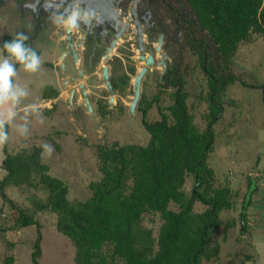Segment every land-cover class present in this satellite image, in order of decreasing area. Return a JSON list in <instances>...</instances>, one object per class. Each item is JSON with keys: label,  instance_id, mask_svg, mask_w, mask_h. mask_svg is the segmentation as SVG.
I'll list each match as a JSON object with an SVG mask.
<instances>
[{"label": "rangeland", "instance_id": "obj_1", "mask_svg": "<svg viewBox=\"0 0 264 264\" xmlns=\"http://www.w3.org/2000/svg\"><path fill=\"white\" fill-rule=\"evenodd\" d=\"M234 56L244 65L253 67L259 73L256 75L264 81V35L252 32L248 41L238 45ZM65 61L70 68V58ZM116 66L120 65L116 64L113 70H122ZM101 70L99 64L95 70L97 74L88 73V79L83 80L94 92L96 108L99 107L104 114H91L85 104L69 103L64 97L53 108L39 106L40 112L26 113L25 108L17 111L16 121L7 129L8 153L15 156L32 154L41 148V162L48 166V174L66 183L68 198L74 204L90 199L93 195L91 184L102 179V150L127 145L147 146L152 138L144 125L142 112L129 115L133 97L129 91L116 93L115 103L121 104L109 107L110 95L105 91ZM195 77L196 88L188 99V106L194 122L205 131L214 119L209 108L208 79L199 67ZM30 78V84L23 86L29 88L32 85L34 89L31 86L30 97L23 98L19 107L40 102L44 90V94L53 90L50 86L42 89V85L53 81L55 74H32ZM154 83L145 82L148 101L157 92L158 85ZM260 84L264 86V82ZM232 96L236 98L229 97L233 105L214 122L216 138L207 161L213 170L207 196L217 189H229L227 197L232 205L219 211V224L210 231L201 264H264V88L239 86ZM173 102V95L164 90L161 102L152 105L145 119L149 122L161 120L162 111L170 114ZM22 124L27 125L26 135L18 129ZM45 143L54 149L50 156L41 147ZM41 174V170L34 171L30 183L17 185L12 182L5 187L17 207L0 195V264H35L33 254L37 251L38 240L42 249L39 264H77L76 246L58 229V215L42 209L49 190L41 182ZM253 183L255 187L246 207ZM195 188L196 179L190 174L183 190L191 196ZM200 192L207 191L202 188ZM169 207L174 211L181 209L174 202ZM18 208L33 217L36 224L14 227L19 216ZM210 208V204L197 200L193 213L201 214ZM164 222L162 215L154 212L144 214L141 220L143 227L152 230L156 250Z\"/></svg>", "mask_w": 264, "mask_h": 264}, {"label": "trees", "instance_id": "obj_2", "mask_svg": "<svg viewBox=\"0 0 264 264\" xmlns=\"http://www.w3.org/2000/svg\"><path fill=\"white\" fill-rule=\"evenodd\" d=\"M188 1L202 26L228 52L248 41L252 32L264 35V0ZM140 105L143 110V103ZM143 122L152 136L150 143L102 150L103 177L91 184L93 195L87 201L74 204L69 200L66 183L48 174V166L41 162V148L16 156L6 150L8 174L0 182V195L16 206L5 187L12 182L30 183L33 172L41 170V182L49 190L42 209L58 215V229L76 246L77 264H201L210 231L219 224V211L232 205L229 189H217L207 196L213 178L207 161L214 130L199 129L182 93L177 94L170 114L163 113L159 121ZM190 174L196 179V188L188 196L183 186ZM202 188L207 192H200ZM197 200L211 208L194 214ZM172 202L181 209H170ZM150 212L160 213L165 220L157 250L152 230L141 224L143 215ZM33 224L36 220L19 209L14 227ZM41 250L38 240L35 264H39Z\"/></svg>", "mask_w": 264, "mask_h": 264}, {"label": "flooded vegetation", "instance_id": "obj_3", "mask_svg": "<svg viewBox=\"0 0 264 264\" xmlns=\"http://www.w3.org/2000/svg\"><path fill=\"white\" fill-rule=\"evenodd\" d=\"M121 7L122 11L127 13L119 18L122 22L118 29L125 31L119 36L117 44L124 53H119L118 57L121 60L116 62L120 65L116 67H121L122 70L116 71L115 68L110 71V79L115 91L113 103L112 95L105 85V91L110 95V108L120 106L121 103H115L116 93L119 92L129 91L133 96L131 103L133 102L136 77L146 66V59L150 54L153 55L155 63L142 78L141 96L134 112L141 111L144 119L155 102L159 105L161 95L166 89L174 97L172 105L176 103L179 93L186 95L188 105V99L196 88L195 74L198 67L208 79L209 108L210 114L214 116L208 127L213 128L214 122L220 120L224 111L233 105L229 102V97L236 99L232 95L239 86L264 88L260 84L264 81L256 75L259 73L235 58L234 54L238 48L232 52L220 48L208 29L202 26L198 14L188 0H131L122 2ZM5 19L9 25L15 26L16 20L9 14H3L0 7V29L3 28ZM139 34L142 35L143 53L139 49ZM163 54L167 57L165 62H163ZM141 56H144L145 60H142ZM102 57L103 54L100 55V58ZM103 73L101 70L100 74ZM91 74L97 72L93 71ZM114 74L118 75L114 76ZM146 80L158 85L156 94L149 101ZM131 103L130 116L133 114L130 109ZM142 103L143 110L140 105ZM100 111L101 115L104 114L102 110ZM163 113L162 111V119Z\"/></svg>", "mask_w": 264, "mask_h": 264}, {"label": "water", "instance_id": "obj_4", "mask_svg": "<svg viewBox=\"0 0 264 264\" xmlns=\"http://www.w3.org/2000/svg\"><path fill=\"white\" fill-rule=\"evenodd\" d=\"M124 1L131 0H85L88 6L97 10L99 23H94L90 28L81 26L80 29L71 32L58 28L50 20H47L48 14L42 7L44 0H40L41 6L38 12L33 11L31 7L27 6L34 3V0H0V7H5L8 10L13 6L17 7L21 18L23 16L28 18L25 25L29 35H36L37 39L43 38V36L49 37L48 43L50 49L57 53H62L65 60L70 58L72 65L68 68L64 60L63 70L72 73L70 74L71 82H78L79 79H84L85 73L91 74L98 68L101 62L100 65L104 72L102 76L106 87L112 95L111 102L113 103L115 91L110 79V71H113L116 62L121 59L118 57L119 53H124L123 49L119 48L117 44L119 36L125 31V29L123 31L118 29L122 22L119 18L127 13L126 11H122L121 3ZM139 49L142 53L144 52L141 34H139ZM101 54H103L102 58H100ZM99 58L100 60H98ZM163 58V62H165L167 60L165 54H163ZM141 59L145 60V57L141 56ZM154 63V57L150 54L146 59V66L142 68L136 77L135 96L130 106L131 113L135 112L140 100L142 78ZM80 88L83 90L87 108L90 112H94L85 83L81 84ZM76 91V89L72 91L70 97L71 103H73ZM254 187L255 183H253L249 191L247 202L251 197Z\"/></svg>", "mask_w": 264, "mask_h": 264}, {"label": "clouds", "instance_id": "obj_5", "mask_svg": "<svg viewBox=\"0 0 264 264\" xmlns=\"http://www.w3.org/2000/svg\"><path fill=\"white\" fill-rule=\"evenodd\" d=\"M27 6L38 12L40 0H34V3ZM42 7L48 14L47 20L68 32L80 29L81 26L90 28L94 23H99L97 10L88 6L85 0H44ZM27 41L28 34L16 32L13 38L5 41L0 48V147L9 140L6 125H11L15 121L17 107L23 98L29 96L27 87L14 79L17 76L16 65L22 66L25 72L35 73L40 70L43 63L37 50L27 44ZM25 112H40V108L35 103L29 104L25 107ZM18 129L22 135L28 133L26 124L19 125ZM41 147L49 156L54 151L48 143Z\"/></svg>", "mask_w": 264, "mask_h": 264}, {"label": "crops", "instance_id": "obj_6", "mask_svg": "<svg viewBox=\"0 0 264 264\" xmlns=\"http://www.w3.org/2000/svg\"><path fill=\"white\" fill-rule=\"evenodd\" d=\"M2 12L3 14H9L11 15L15 20H16V24L15 26H11L9 25V22L7 21V19H5L4 23H3V28L0 29V48H2L3 43L5 41H8L10 39L13 38V36L15 35L16 32H24L26 34H28L27 32V27L25 25V23H27L26 21L28 20V18L26 17H22L21 18V14L19 12V10L17 9V7L13 6L10 10H8L5 7H2ZM29 35V34H28ZM36 35H29V41H27L26 43L29 44L31 47H33L34 49L37 50L38 54L41 56V59L43 61L42 66L40 68L39 71L35 72V73H29V72H25L22 69V66L20 65H16L17 67V76L14 78L15 81L19 84L26 85L27 83L30 84L28 80H30L31 75L32 74H55V78L53 79V81H46L43 85H42V89H44L45 87H52V92L44 94V92L46 90H44L42 92L43 95V100H41L40 102H37L35 104H37L38 106H44V105H48L50 108L54 107V104L58 103L62 98L65 97V99H67V102H70V97L72 94V91L74 89L77 90V93L75 95L74 101L77 102L78 105H81V103L86 105L85 102V98H84V94H83V90H81L80 86L81 84L85 83L87 84L86 80L83 79H79L78 82H71L70 79V73H66L63 70V63L65 58L63 59V55L62 53H57L53 50L50 49L49 47V41L47 36H43V38H36ZM49 70V71H48ZM67 74V75H65ZM90 74V73H89ZM85 79H88V73H85ZM27 88L28 91L31 90V86ZM34 89V86H32ZM86 89L88 91V95L91 101V104L93 106V108L97 107L96 106V99H94V96H92V94H94V92L92 91V89L87 85ZM31 91H29V96L30 97ZM67 94V95H66ZM33 104V103H31ZM27 105L29 104H25L22 107H17L16 111H20L21 109H24ZM49 108V109H50ZM87 108V106H86ZM94 108V112H90L89 109L87 110L88 112H90L91 114H95L96 112L100 113L101 111H99V107L96 108L95 110ZM16 121V119H15ZM24 121V120H23ZM25 121H28L25 120ZM9 127V125H8ZM8 129V128H7ZM6 150H7V143L0 147V182L6 177L7 175V169L4 166V159L6 158ZM8 152V150H7Z\"/></svg>", "mask_w": 264, "mask_h": 264}]
</instances>
